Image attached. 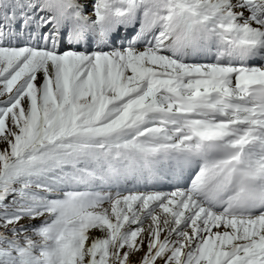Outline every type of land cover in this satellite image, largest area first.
<instances>
[{"label": "snow or ice", "instance_id": "6c2138e0", "mask_svg": "<svg viewBox=\"0 0 264 264\" xmlns=\"http://www.w3.org/2000/svg\"><path fill=\"white\" fill-rule=\"evenodd\" d=\"M0 264H264V0H0Z\"/></svg>", "mask_w": 264, "mask_h": 264}]
</instances>
